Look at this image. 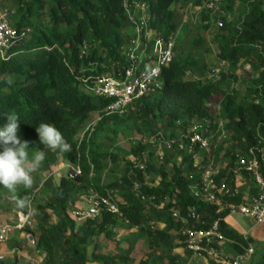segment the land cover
<instances>
[{
    "label": "trees",
    "instance_id": "16d2710c",
    "mask_svg": "<svg viewBox=\"0 0 264 264\" xmlns=\"http://www.w3.org/2000/svg\"><path fill=\"white\" fill-rule=\"evenodd\" d=\"M146 1L152 28L170 32L175 29L172 6L188 0ZM239 2L242 14L236 20H222L215 44L219 60L233 65L244 61L260 70L242 101L237 102L235 95L224 93L216 84L183 79L193 62L188 57L174 56L164 68L163 89L141 98L133 110L129 108L117 115L106 113L107 101L98 100L83 80L112 73L110 62L124 64V0H18L20 14L13 26L26 35L0 55V128L7 123L5 114L17 115L18 135L29 141L28 152L32 158L35 151H42L44 147L36 128L41 122L53 124L71 145L68 160L81 171L74 179L63 176L55 189V201L38 206L41 210L38 235L32 234V237L42 255L41 264H88V245L96 243L101 234L108 235L122 218L140 228L153 250L163 248L170 253L173 248L170 232L175 231L179 247L190 255L180 235L182 223L174 212L185 216L190 208H195L206 225L219 216L225 218L227 211H221L217 204L205 203L193 196L190 189L193 180L185 176L183 165L174 166L172 172L167 170L171 158L166 156L160 164L143 158L144 172L131 170L129 165L126 175L110 186V191L119 192L116 199L122 218L104 212L99 218L77 226L69 214V204L86 188L100 195L107 194L100 186L105 169L102 160L106 158L101 152L102 140L117 133L120 125L134 116L146 130H152L159 121H166L170 127L179 123L186 129L194 118L214 119L215 110L210 104L214 94L221 93L219 106L229 139L238 146L235 150L248 149L255 142L257 130L264 135V0ZM94 112L99 113L97 124L79 140L82 126ZM222 147L223 144L209 152L218 156ZM143 149L145 146H135L133 155L142 157ZM235 150L229 152L230 157ZM183 161L189 162L191 170L197 167L190 156H184ZM150 173H155L159 181L148 184L145 175ZM244 177L250 180L248 175ZM222 178L232 190L236 189V177L229 166L216 177L218 185ZM250 184L254 192L251 180ZM242 199L243 195L239 194L229 201L240 203ZM149 223L163 228H152ZM221 227L226 237L246 245L242 234L225 220ZM262 248L258 264H264V243ZM168 256L171 260L177 258ZM92 258L101 264L129 261L128 257L116 253L93 252Z\"/></svg>",
    "mask_w": 264,
    "mask_h": 264
},
{
    "label": "rangeland",
    "instance_id": "374dc122",
    "mask_svg": "<svg viewBox=\"0 0 264 264\" xmlns=\"http://www.w3.org/2000/svg\"><path fill=\"white\" fill-rule=\"evenodd\" d=\"M210 0H188L183 3H177L172 6L173 24L175 29L167 32V38L173 44L174 56L188 57L193 64L188 66L186 75L183 79H197L204 84L213 83L218 85L224 93L235 95L237 102L242 101L247 88L259 76L260 70L253 68L247 62L241 61L237 65L222 61L216 56L215 34L221 26L222 20H236L242 14L243 8L239 0H221L215 10L208 9ZM0 9L6 14L10 24H15L17 16L20 14L18 0H0ZM113 65L110 62L108 65ZM221 69L218 76H215L214 70ZM221 93H216L212 97L210 104L214 112V118L224 124L222 117V108L219 106L222 99ZM98 99V98H97ZM99 100V99H98ZM106 101L105 99H103ZM131 109V108H130ZM133 110V109H131ZM99 119V113L94 112L89 116L87 122L82 126L78 139L81 140L86 131L91 130ZM183 132L181 126H168L166 121L157 122L152 130H146L141 126L140 119L136 116L120 125L117 133H111L110 138H104L101 143V152L105 153L106 158L102 160L105 169L101 178V187L106 189V193L112 189L110 186L115 180H119L126 175V170L130 165L131 170H137L134 167V161L141 164L143 158L152 159L157 164L164 161V156L171 158V162L166 166L167 170L172 172L174 166L183 165L185 176L194 181L200 179L202 172L213 161V167L220 168V171L228 167L230 161L229 152L235 150L236 144L231 139L223 143L221 154L216 156L209 151L199 152L198 157L193 160L197 167L191 170L188 167L189 162L183 161L184 156L174 150L165 149L164 145H157L158 140H167L176 138ZM145 140L146 143H141ZM140 141V142H139ZM143 144V145H142ZM145 146L140 158L133 155L135 146ZM45 159L38 168L32 173L33 185L30 189H25L22 185L17 188L15 194L9 192L0 185V219H7L10 215L18 211L29 212L28 208L18 209L14 203L13 195L22 198L28 196L31 203L33 225L21 231L18 239L12 237L7 242L3 260L0 264H41V261L35 257L36 261L25 260V255L37 254L35 243L28 238L30 235H38V226L41 219V210L39 205L55 201V189L63 176H69L74 165L68 160L67 155L59 150L46 148L44 145ZM115 157L116 162H114ZM205 160V162H204ZM230 167V164H229ZM133 171V172H134ZM129 175V174H128ZM199 178V179H197ZM148 184H154L159 181L155 173L145 175ZM250 180L245 177L236 178V189L239 192L245 191L250 187ZM96 193L91 188H86L74 196L69 204V214L74 217L73 212L83 210L89 205L91 197ZM116 194L119 195V192ZM221 211L224 210L219 206ZM56 221V218H53ZM77 226H81L86 220L74 219ZM225 221L229 226L242 231L250 230L251 223L239 214L225 216ZM235 224V225H234ZM152 228H163L160 224L149 223ZM172 251L169 253L163 248L151 249L147 236L139 227L131 226L125 219H119L117 225L113 227L110 233L101 234L96 243L91 242L88 245L90 261L88 264H101L92 258L93 252L97 254H122L128 257L127 264H212L203 258H198L185 253L183 248L179 247L178 235L171 231ZM250 241L253 244L254 251L251 258L243 261L242 264H258L259 258L263 253L262 245L264 243V229L255 227L250 230ZM95 245L97 246L95 248ZM241 249L239 250L238 249ZM244 252L243 243L228 245L222 251L223 257H234ZM177 256L171 260L168 256Z\"/></svg>",
    "mask_w": 264,
    "mask_h": 264
},
{
    "label": "built area",
    "instance_id": "2783aa9c",
    "mask_svg": "<svg viewBox=\"0 0 264 264\" xmlns=\"http://www.w3.org/2000/svg\"><path fill=\"white\" fill-rule=\"evenodd\" d=\"M221 0H210L208 9L215 10ZM125 15L131 21L132 35L122 47L124 64L119 62L111 64L112 73L104 74L92 79L85 78L88 89L96 98L107 101L105 111L107 114H124L129 108L141 98L159 93L163 89V72L174 58L173 44L167 38V32L157 29L153 35L148 37L146 29V14L135 18L133 9H139L143 13H150L149 4L140 0H124ZM26 35L19 33L6 14L0 9V55L3 56L15 43V41ZM226 62L222 61L221 65ZM220 67L214 70L218 76ZM215 124V125H214ZM176 125H179L177 123ZM229 139L225 124L210 118H194L189 126L183 129L181 135L167 140H158L157 145L163 144L165 149L174 150L183 156H190L193 160L198 157L199 152L216 150L221 144ZM140 142V141H139ZM141 143H146L145 140ZM142 144V145H143ZM229 171L236 177L248 175L252 182V189L248 187L245 191L232 190L222 178L220 184L216 183V177L220 175V168L213 167V161L202 172L200 179L194 181L190 189L195 198L205 203L221 206L229 215L239 214L249 220L251 229L262 227L264 229V135L257 130L255 142L246 150H235L231 153L230 161L227 163ZM134 167L144 172L145 162ZM78 165L72 167L69 178L74 179L80 175ZM138 189L139 186L135 185ZM117 192L110 191L106 195L95 193L89 205L83 210L73 212V219H96L102 213L107 212L122 218V212L117 202ZM239 194L243 195L240 203L229 201ZM143 200L147 198L143 197ZM180 219L182 227L180 235L183 238L185 249L198 258L212 261L214 264H242L253 255L254 247L250 241V230L242 234L246 242L244 252L228 258L222 256V251L228 245L237 244L233 239L225 236L221 223L224 217L215 218L209 225L203 220L202 215L195 209L190 208L185 216L178 211L173 214ZM123 219V218H122ZM33 225V218L29 212L18 211L7 219H0V260H3L1 247L4 246L16 232H21ZM32 243L33 237L28 234Z\"/></svg>",
    "mask_w": 264,
    "mask_h": 264
},
{
    "label": "clouds",
    "instance_id": "9594fccd",
    "mask_svg": "<svg viewBox=\"0 0 264 264\" xmlns=\"http://www.w3.org/2000/svg\"><path fill=\"white\" fill-rule=\"evenodd\" d=\"M7 123L0 128V185L15 194L19 186L30 189L33 185L32 173L36 172L45 159L44 151H35L29 157V141L22 140L18 135V116L5 114ZM40 142L46 148L71 151V145L65 140L61 131L53 124L41 122L36 128ZM18 209H29V215L34 214L28 196L22 198L13 195Z\"/></svg>",
    "mask_w": 264,
    "mask_h": 264
},
{
    "label": "crops",
    "instance_id": "0c3cea01",
    "mask_svg": "<svg viewBox=\"0 0 264 264\" xmlns=\"http://www.w3.org/2000/svg\"><path fill=\"white\" fill-rule=\"evenodd\" d=\"M140 1H142V2H145V3H147L148 4V2L146 1V0H140ZM132 14H133V16L135 17V18H140V17H143V15H145L146 14V17H147V19H146V24H147V26H146V29H147V31H148V37H150L151 38V36L153 35V28H152V26H151V14L148 12H145V13H143L141 10H139V9H133L132 10ZM132 31H133V29H132V26H131V21L129 20V18L126 16V19H125V21H124V34H123V36H124V39H125V43L127 42V39L132 35ZM125 43H124V45H125ZM176 126V125H175ZM63 154L65 153L66 155H68V153H69V151L68 152H62ZM235 225V224H234ZM246 231H249V230H244V231H242V233H245ZM20 234H21V232H16L15 234H13L12 235V238L13 239H18L19 238V236H20ZM6 248H7V243L4 245V246H2L1 247V252L2 253H4L5 254V250H6ZM23 255H25V260H27V261H36L35 260V257H37L38 258V260H42V255H41V253L40 252H38L37 251V254H32V255H29V254H23Z\"/></svg>",
    "mask_w": 264,
    "mask_h": 264
}]
</instances>
